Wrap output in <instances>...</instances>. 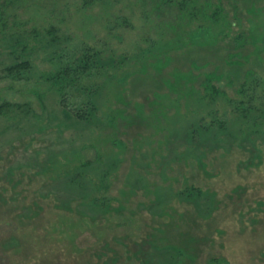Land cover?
<instances>
[{
	"label": "rangeland",
	"instance_id": "obj_1",
	"mask_svg": "<svg viewBox=\"0 0 264 264\" xmlns=\"http://www.w3.org/2000/svg\"><path fill=\"white\" fill-rule=\"evenodd\" d=\"M51 26L60 44L7 77L13 38ZM263 37L264 0H0V104L21 107L0 117V264H264V127L243 141L227 104L264 82ZM88 47L109 65L68 91L100 94L83 125L48 77Z\"/></svg>",
	"mask_w": 264,
	"mask_h": 264
},
{
	"label": "trees",
	"instance_id": "obj_2",
	"mask_svg": "<svg viewBox=\"0 0 264 264\" xmlns=\"http://www.w3.org/2000/svg\"><path fill=\"white\" fill-rule=\"evenodd\" d=\"M212 20H210V29L208 31H213L215 29H220L221 26H217V23L220 21V13L216 11L212 12ZM201 30V29H200ZM57 28L54 26H51L49 29L46 30L48 32L47 38L45 40H42L43 37H39V34H33L31 35V40L34 41V44H30V38L27 39H20L22 38L20 35L18 37H14L12 40L11 48L12 52L14 53L15 60L12 64H8L4 68V73L7 75V77H18L23 78L25 75H28V73L32 72L33 69V53L35 50L41 48L46 49L45 47H54L60 44L58 41L60 40V37L57 34ZM201 33L203 31L201 30ZM213 37V36H210ZM264 40V37L262 38ZM53 52L50 51V54ZM105 58V57H104ZM103 60V54L100 50H94L88 49L84 50L80 57L76 58L71 63L69 62L66 64V66H60L55 72H52L48 79L52 82V84L57 88L58 93L61 97V108L63 110V115L66 117L74 118L77 122L83 124V125H91V122L94 123V120L98 117L99 113V102L97 99V96L99 93L96 94L92 89H89V92L85 89L82 91L83 94L87 93L84 100H80L81 105L77 106L76 109H73L71 106H69L68 103V91H75L76 93H80V83H82V79L86 78L92 70L94 69V66L97 67H103L109 65L108 62H105L106 60ZM111 62H115V57H111ZM251 74H248L246 77V80L242 83V85L239 88V94L243 96L240 100H233L230 98H227V104L232 101L234 103L235 111L237 112V119L240 122L247 121L245 125L246 127H242L240 129V134L243 133V141L245 140H251V137L253 133H256L261 128L264 127V109L263 106H258L257 102H255L256 98L254 97L255 93L257 92L258 88L262 85L264 88V82L262 83L261 80L259 81L261 83H258V81L254 78H251ZM251 91V92H250ZM219 89L215 88L214 86L211 88L212 94H217ZM100 95V94H99ZM235 101H238L235 103ZM19 104H15L8 101H3L0 104V117L4 118L6 122H17L18 119H15L16 116L13 114L14 109H19ZM219 109V108H218ZM217 109V110H218ZM218 112V111H217ZM217 113L214 112L213 120L211 124H209V128L213 126L212 128H217L218 125L221 128H224L225 130L232 132L234 131V128H230L227 123L223 124V121L218 119L216 117ZM16 120V121H15ZM200 121L192 122L191 127L193 129H197L198 124ZM239 122V123H240ZM100 123V122H99ZM241 125V123H240ZM253 126V127H252ZM208 128V127H205ZM237 130V129H235ZM199 132H206V129H200ZM195 132V133H199ZM190 140L192 138L190 137ZM98 160V159H97ZM96 160V161H97ZM101 161V160H100ZM96 163L95 161H93ZM88 165L85 167H88L90 165L89 162H87ZM93 165V163L91 164ZM81 175L79 172L77 174ZM84 191H87L86 188L83 187ZM92 191V190H90ZM89 191V192H90ZM87 192V193H89ZM191 192L189 191L188 196H195L196 198H189L192 199L194 202H196L197 206L200 208V211L205 210L207 207L210 206V203L201 204L202 201L200 200H206L204 195L200 191ZM84 193V192H83ZM209 200V198H207ZM100 201V204H99ZM92 204L96 206L106 207L108 205V200L102 198H92ZM90 209L96 208L95 206L88 205Z\"/></svg>",
	"mask_w": 264,
	"mask_h": 264
}]
</instances>
